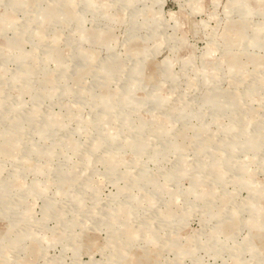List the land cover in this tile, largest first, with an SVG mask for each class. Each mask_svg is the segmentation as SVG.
<instances>
[{
  "label": "rangeland",
  "instance_id": "rangeland-1",
  "mask_svg": "<svg viewBox=\"0 0 264 264\" xmlns=\"http://www.w3.org/2000/svg\"><path fill=\"white\" fill-rule=\"evenodd\" d=\"M0 264H264V0H0Z\"/></svg>",
  "mask_w": 264,
  "mask_h": 264
}]
</instances>
